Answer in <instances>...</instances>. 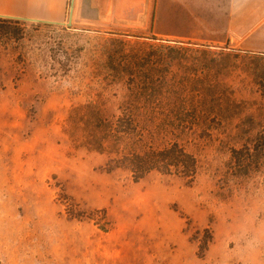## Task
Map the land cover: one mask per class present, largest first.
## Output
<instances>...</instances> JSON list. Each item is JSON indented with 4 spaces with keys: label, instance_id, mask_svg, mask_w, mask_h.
<instances>
[{
    "label": "rangeland",
    "instance_id": "obj_1",
    "mask_svg": "<svg viewBox=\"0 0 264 264\" xmlns=\"http://www.w3.org/2000/svg\"><path fill=\"white\" fill-rule=\"evenodd\" d=\"M82 1L63 24L12 19L0 37V264H264V57L204 44L180 12ZM147 71L203 91L206 123L175 139L193 182L106 170L103 128Z\"/></svg>",
    "mask_w": 264,
    "mask_h": 264
},
{
    "label": "trees",
    "instance_id": "obj_2",
    "mask_svg": "<svg viewBox=\"0 0 264 264\" xmlns=\"http://www.w3.org/2000/svg\"><path fill=\"white\" fill-rule=\"evenodd\" d=\"M11 24H18V21L0 17V37L7 34ZM125 66L136 67L139 64L126 62ZM155 75V72L147 71L139 76L145 84L127 88L124 116H118L104 126L105 139L111 144L106 170L127 171L135 182L152 172L193 182L198 169L196 158L186 153L175 139L193 131L192 126L198 125L196 122L202 120L206 123L210 116L209 108L202 102L193 101L203 91L192 93L154 86L153 82L158 79ZM260 88L264 100V84ZM170 97L174 102H169ZM112 138H116L117 143ZM157 140H164L162 148L152 145ZM259 149H264V128L255 140L253 153H260Z\"/></svg>",
    "mask_w": 264,
    "mask_h": 264
},
{
    "label": "crops",
    "instance_id": "obj_3",
    "mask_svg": "<svg viewBox=\"0 0 264 264\" xmlns=\"http://www.w3.org/2000/svg\"><path fill=\"white\" fill-rule=\"evenodd\" d=\"M81 4L83 10L105 11L107 15L124 9L140 11L143 15V11L153 12L160 7L180 12L183 25L189 29L197 27L205 37L204 44H229L240 52L264 56V0H83ZM0 5L10 10L0 11L2 18L59 25L66 20L68 0H0ZM73 6L72 1L69 25L77 10Z\"/></svg>",
    "mask_w": 264,
    "mask_h": 264
}]
</instances>
